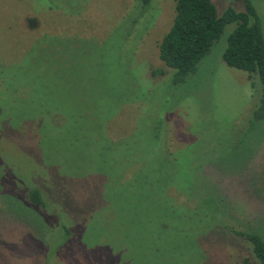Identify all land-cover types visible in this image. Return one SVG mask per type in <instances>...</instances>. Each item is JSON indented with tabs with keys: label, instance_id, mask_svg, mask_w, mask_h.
I'll list each match as a JSON object with an SVG mask.
<instances>
[{
	"label": "rangeland",
	"instance_id": "1",
	"mask_svg": "<svg viewBox=\"0 0 264 264\" xmlns=\"http://www.w3.org/2000/svg\"><path fill=\"white\" fill-rule=\"evenodd\" d=\"M175 7L0 0V264H261L229 229L264 237L260 77L223 58L234 22L176 84Z\"/></svg>",
	"mask_w": 264,
	"mask_h": 264
},
{
	"label": "trees",
	"instance_id": "2",
	"mask_svg": "<svg viewBox=\"0 0 264 264\" xmlns=\"http://www.w3.org/2000/svg\"><path fill=\"white\" fill-rule=\"evenodd\" d=\"M246 3L245 11L230 8L219 15L213 0H176L173 24L159 44V56L167 67L174 69V82L182 83L197 71L214 43L221 38L226 26L235 22L236 27L229 36L223 58L229 66L247 71L251 78L256 75L260 77L262 99L256 111V119L260 120L264 118V29L252 1L246 0ZM159 72L165 73L161 69L154 71ZM29 199L41 206L48 205L38 188L29 192ZM229 229L237 236L251 241L256 257L264 264L262 234L232 227Z\"/></svg>",
	"mask_w": 264,
	"mask_h": 264
},
{
	"label": "crops",
	"instance_id": "3",
	"mask_svg": "<svg viewBox=\"0 0 264 264\" xmlns=\"http://www.w3.org/2000/svg\"><path fill=\"white\" fill-rule=\"evenodd\" d=\"M250 78H251V77L249 76V80H251ZM251 85H252V83H251ZM250 89H252V87H251V86H250Z\"/></svg>",
	"mask_w": 264,
	"mask_h": 264
}]
</instances>
